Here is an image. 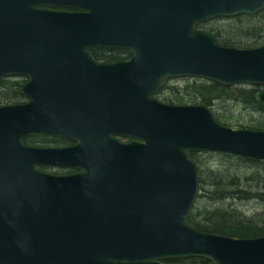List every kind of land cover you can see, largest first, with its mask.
<instances>
[{
	"label": "water",
	"instance_id": "1",
	"mask_svg": "<svg viewBox=\"0 0 264 264\" xmlns=\"http://www.w3.org/2000/svg\"><path fill=\"white\" fill-rule=\"evenodd\" d=\"M263 10L264 0H0V80L26 75L30 98L0 107L12 123L0 127V264H264V235L189 220L192 153L264 162V129L156 96L183 76L264 85V44L227 46L200 27ZM93 46L133 54L99 61ZM32 131L76 144L35 149L22 140ZM38 162L81 170L58 175ZM191 256L206 261H174Z\"/></svg>",
	"mask_w": 264,
	"mask_h": 264
},
{
	"label": "trees",
	"instance_id": "2",
	"mask_svg": "<svg viewBox=\"0 0 264 264\" xmlns=\"http://www.w3.org/2000/svg\"><path fill=\"white\" fill-rule=\"evenodd\" d=\"M200 27L215 35L227 46L255 47L264 44V10L255 14L217 17L201 23ZM91 52L99 58L96 49H92ZM180 85L183 87L180 88ZM166 88L170 90L165 91L167 93L163 94V98L171 103L181 104L190 98L195 104L208 105L227 125H231L230 115L221 111L216 112L215 104L223 102L227 105L229 101H235L260 115L264 113V102L259 97V86L249 84L227 86L194 77L173 86L168 84L162 90ZM255 122L257 127L264 125V118H255ZM236 125L246 127L243 123L237 122ZM219 153L225 161L217 163L216 168L207 165L198 153H192L198 166L199 193L190 213L191 224L205 231L236 237L264 235V162L231 153ZM247 203L255 205L252 211L245 207ZM174 261L203 263L206 259L191 256Z\"/></svg>",
	"mask_w": 264,
	"mask_h": 264
},
{
	"label": "flooded vegetation",
	"instance_id": "3",
	"mask_svg": "<svg viewBox=\"0 0 264 264\" xmlns=\"http://www.w3.org/2000/svg\"><path fill=\"white\" fill-rule=\"evenodd\" d=\"M70 9L77 10V8H70ZM92 49H96L99 52V58L94 56V54L91 52ZM89 50L91 54L99 61L125 60L130 58L133 54L132 49L120 48V47L109 48V47L93 46ZM102 50H106V52H101ZM27 79L28 77L26 75L11 74L4 76L0 80V107L15 105V104H23L30 101V98L23 89V86L26 83ZM192 79H194V77L183 76L169 80L179 84L180 82H184ZM257 86H259L260 89L264 88V85H257ZM9 126L12 127V123L10 124L9 120H0L1 128L8 129ZM120 139L126 142L133 140L132 137H128V136H120ZM22 140L27 146L35 149L63 148V147H70L76 144V140L71 137L63 136L62 134H58V133H48L41 131L29 132L23 136ZM37 166L41 170H45L50 173L58 174V175L80 172L81 170L78 167L64 166L57 163L38 162Z\"/></svg>",
	"mask_w": 264,
	"mask_h": 264
},
{
	"label": "rangeland",
	"instance_id": "4",
	"mask_svg": "<svg viewBox=\"0 0 264 264\" xmlns=\"http://www.w3.org/2000/svg\"><path fill=\"white\" fill-rule=\"evenodd\" d=\"M232 17V16H231ZM203 29V28H202ZM264 37V35H263ZM262 45V44H261ZM173 79V78H171ZM170 79V80H171ZM169 80V81H170ZM167 82V85L169 84L170 86H173V85H176L177 83L176 82H173V81H170V82ZM257 86V85H255ZM180 88H182L183 86H179ZM164 88V87H163ZM162 88V89H163ZM161 89V90H162ZM160 90V91H161ZM166 90H170L169 88L165 89L164 91L162 90V94L160 93V91L156 94V96L162 100V101H165V102H168V103H171L169 100L163 98V94L164 93H167L165 92ZM264 91V88L263 89H260L259 90V95L260 93ZM160 93V95H159ZM260 97V96H259ZM175 104H180V103H175ZM181 104H195L194 101L190 98H187L184 102H182ZM226 103H223V102H220V103H217L215 104V110L216 112H219L221 111L223 114H227L230 115L231 119L232 120L231 122H229L231 124V126L233 127H239L237 124V122L240 124V123H243L244 128H250V127H254V128H257V129H264V125H261L259 127H257V125H255V118H264V113L263 114H259V113H256L250 109H246L244 105H242L241 103H237V102H231L229 101L227 103V105H225ZM210 107V106H209ZM211 109L213 110L214 112V109L211 107ZM215 113V112H214ZM217 116V115H216ZM236 121V122H235ZM196 153H198L201 158L203 160H205V162L207 163V165H210L211 167L213 168H216L217 167V163H219L220 161H225L223 159V156L217 151V152H214V151H209L208 153H204V151H197ZM196 162V161H195ZM197 164V163H196ZM198 167V166H197ZM206 167V165L204 166V168ZM254 204L253 203H247L245 205V207H248V209H250L249 211H252V209L254 208ZM218 233V232H217Z\"/></svg>",
	"mask_w": 264,
	"mask_h": 264
}]
</instances>
